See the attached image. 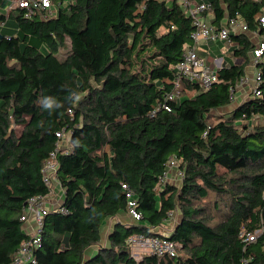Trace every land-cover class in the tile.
<instances>
[{"label":"trees","instance_id":"obj_1","mask_svg":"<svg viewBox=\"0 0 264 264\" xmlns=\"http://www.w3.org/2000/svg\"><path fill=\"white\" fill-rule=\"evenodd\" d=\"M207 1L216 29L237 18L264 34V0ZM16 20L18 35L0 39V264L29 238L21 216L29 198L49 193L42 168L61 131L71 143L57 154L63 210L45 215L32 264H264V232L241 236L264 227V55L258 93L213 114L246 74L255 44L245 33L231 34L243 63H224L209 88L185 81L167 101L196 28L177 1L70 0L52 17L20 10ZM45 97L62 107L49 114ZM171 155L183 178L159 186ZM123 184L141 218L115 223L102 245L105 221L128 211ZM174 211L178 254L135 260L128 237L154 234Z\"/></svg>","mask_w":264,"mask_h":264},{"label":"built area","instance_id":"obj_2","mask_svg":"<svg viewBox=\"0 0 264 264\" xmlns=\"http://www.w3.org/2000/svg\"><path fill=\"white\" fill-rule=\"evenodd\" d=\"M10 3V10L25 11L26 17H33L37 13L41 17L53 16L52 6L54 0H5ZM177 1L186 13L193 18V23L196 26L192 34V41L186 46L182 60L174 65L175 68V83L174 88L166 96V100H176L181 96V92L184 88L185 81H191L199 84L203 88H209L214 83L218 82V68L221 67V63L213 59L212 61L202 56L199 53V43L201 41L209 40H221L223 42H231L232 33H246L249 31L247 24L241 19L233 18L226 21L219 29H216L204 13V10L210 8V4L205 0L202 4L197 6L193 5V0H168ZM70 0H60V6L68 5ZM260 21L264 26V14L260 17ZM252 63L257 67L253 76V81H249V77L244 76L237 83L233 90V99L235 97L236 90L239 87L249 86V93L254 91L257 94L256 86L260 81L259 75V63L258 60L264 55V39L259 40L255 47L252 49ZM212 64V66H210ZM167 110H171V107L167 102L160 104ZM158 107V108H159ZM66 134H69L68 137ZM57 136L60 140L54 151L50 153V157L45 161L42 168L43 179L45 184L49 188V193L45 195H37L28 199L26 206L24 207L21 219L25 221H32L33 226L31 231L26 228V232L29 238L22 242L18 248L14 259L8 264H32L36 263L35 252L40 247L43 239V226L45 215L52 210L62 209L61 205L51 206L48 204V195L52 193L54 186L60 185L58 178V160L57 154L60 149L65 151L70 148H63V141H70V132L64 131L58 132ZM67 137V138H66ZM70 147V145H69ZM183 171L180 168V159L176 155H171L166 162V169L164 174L160 178L159 186H163L165 183H176L177 180H182ZM62 188V187H61ZM123 188L126 190L127 208L128 214L137 222L141 218V213L137 209L138 197L132 191L128 185L123 184ZM63 210V209H62ZM174 212H170L169 218L173 216ZM264 232V227L257 229L254 232L241 233L246 241H256L257 237ZM128 246L130 248L131 256L137 261H142L145 256H171L175 257L178 254L179 244L172 240L168 235L155 232L152 235H145L143 233H135L128 237Z\"/></svg>","mask_w":264,"mask_h":264},{"label":"crops","instance_id":"obj_3","mask_svg":"<svg viewBox=\"0 0 264 264\" xmlns=\"http://www.w3.org/2000/svg\"><path fill=\"white\" fill-rule=\"evenodd\" d=\"M204 1L205 0H193V5L197 6L198 4H202ZM59 2L60 0H54L53 2L52 11L55 14L59 11V7L62 4V3L60 4ZM17 12H18L17 10H10V3L8 1L0 0V35L2 36L5 35L6 37L18 35V25H17V20H16ZM202 14L206 15V17L212 23L211 13L204 12ZM245 34L249 37V39H251L254 42V44H256L259 40L264 39V34H262L261 32H250L249 30ZM223 43L225 42L219 39L201 41L198 46L199 53L211 61L213 59L217 60L219 63H221V66L224 63L225 64H230V63L241 64L244 62V58L238 56L236 52H234V48L238 46V43L233 40H231V44L228 45V49H227V51L229 52V54L231 53V55H229V57L226 60L223 57L219 58L220 52L225 49L222 45ZM214 53L216 55H213ZM248 56L250 59H249L248 65L245 68V71L248 72V74H250L248 79L250 82H252L253 76L255 74L257 67L254 66V64L252 63V52L251 51L249 52ZM248 95H249V86L239 87L236 90L233 102L229 106L224 107L222 109H224L225 113L229 112L231 109H234L237 105H239L245 98H247ZM48 199H49L48 204L51 206V209L54 207V205H62L63 200H64V190L59 185L54 186L52 193L48 195ZM54 209L55 208H53L52 210ZM178 215L180 216L179 220L173 223L172 225L173 228L172 229L170 228L169 229L170 233L166 235H170L175 227L174 225H176V223L180 221L181 215L179 212H178ZM173 218L174 217H171L170 219L165 221V223L173 221L174 220ZM119 221L124 222V223H131V224L137 223L127 212L120 213L114 217L108 218L103 227L104 230L108 229L107 238H106L107 241H108V234L111 233V231L113 230L115 223ZM25 224H26V228L31 231L32 226H33L32 221H27ZM158 231L159 230H157L156 232ZM161 232L167 233L168 231H161ZM97 248L98 247L95 246L92 249H90L89 252L90 253L96 252Z\"/></svg>","mask_w":264,"mask_h":264},{"label":"rangeland","instance_id":"obj_4","mask_svg":"<svg viewBox=\"0 0 264 264\" xmlns=\"http://www.w3.org/2000/svg\"><path fill=\"white\" fill-rule=\"evenodd\" d=\"M67 7V6H66ZM65 7V8H66ZM55 14V13H54ZM53 14V15H54ZM49 17H52V16H49ZM49 17H42V18H49ZM229 44H231V42H228V41H226L225 43H223L222 45H223V47L225 48L224 50H222L221 52H220V56H219V58H224L225 60L229 57V55H231V53L229 54V52L227 51V49H228V45ZM234 46H235V44H234ZM42 50L44 51V52H48L49 51V49L45 46V45H43L42 46ZM63 52H61L60 53V56H63V54H62ZM213 55H216L215 53L213 54ZM218 56V55H217ZM250 59V58H249ZM210 66H212V64H210ZM249 75L250 74H248V72H246V74H245V76H247V77H249ZM220 113H224V109H222V108H220V109H218L217 111H213V114H216V115H219ZM17 129H20V128H17ZM68 135L69 134H66V136L68 137ZM66 137V138H67ZM62 145H63V148L65 147V148H70L71 147V143H70V141H68L67 139L66 140H64L63 141V143H62ZM69 145H70V147H69ZM181 182V180H177L176 181V183L179 185V183ZM178 212L179 211H174V213L176 214H174L172 217H174L173 219V221H171V222H167V223H163V225H161V226H159V227H157V228H155V231H157V230H159L158 232L160 233V234H164V235H166V234H169L170 233V231H169V229L171 228H173L172 227V225H173V223H175L177 220H179V218H180V216L178 215ZM128 213V212H127ZM180 213V212H179ZM106 222V221H105ZM105 224V223H104ZM104 224H103V226H102V240H101V244L102 245H106V244H108V241L106 240V238H107V232H108V229L107 230H104ZM177 224V223H176ZM174 226H176V225H174ZM157 229V230H156ZM161 231H168L167 233H163V232H161ZM98 248H99V246H98Z\"/></svg>","mask_w":264,"mask_h":264},{"label":"clouds","instance_id":"obj_5","mask_svg":"<svg viewBox=\"0 0 264 264\" xmlns=\"http://www.w3.org/2000/svg\"><path fill=\"white\" fill-rule=\"evenodd\" d=\"M69 96H71L73 103L78 102L81 98L80 95L75 91L70 92ZM39 104L42 105L43 109L48 110L49 114H51L52 111L62 107V104L58 103L52 97H45L41 99L39 101Z\"/></svg>","mask_w":264,"mask_h":264},{"label":"water","instance_id":"obj_6","mask_svg":"<svg viewBox=\"0 0 264 264\" xmlns=\"http://www.w3.org/2000/svg\"><path fill=\"white\" fill-rule=\"evenodd\" d=\"M0 39H2V35H0Z\"/></svg>","mask_w":264,"mask_h":264}]
</instances>
